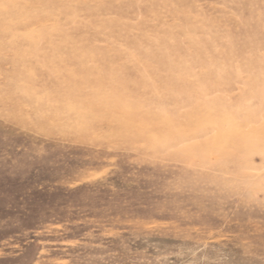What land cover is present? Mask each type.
<instances>
[{
    "label": "rangeland",
    "instance_id": "374dc122",
    "mask_svg": "<svg viewBox=\"0 0 264 264\" xmlns=\"http://www.w3.org/2000/svg\"><path fill=\"white\" fill-rule=\"evenodd\" d=\"M0 264H264V0H0Z\"/></svg>",
    "mask_w": 264,
    "mask_h": 264
}]
</instances>
